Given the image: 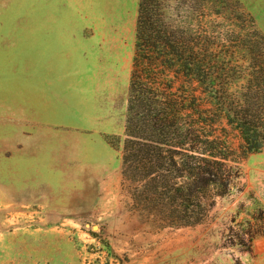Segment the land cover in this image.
<instances>
[{
  "label": "rangeland",
  "instance_id": "374dc122",
  "mask_svg": "<svg viewBox=\"0 0 264 264\" xmlns=\"http://www.w3.org/2000/svg\"><path fill=\"white\" fill-rule=\"evenodd\" d=\"M239 1L264 34V0ZM158 2L189 33L234 29L221 1L231 19L206 15L208 0ZM138 7L0 0V264H264V149L244 153L225 119L240 175L204 222L165 225L132 197L122 154Z\"/></svg>",
  "mask_w": 264,
  "mask_h": 264
},
{
  "label": "trees",
  "instance_id": "16d2710c",
  "mask_svg": "<svg viewBox=\"0 0 264 264\" xmlns=\"http://www.w3.org/2000/svg\"><path fill=\"white\" fill-rule=\"evenodd\" d=\"M218 1L236 16L216 34L177 28L158 0H139L122 174L135 203L168 226L204 222L240 175L222 119L244 153L264 149V34L239 0ZM216 2L206 15L225 19Z\"/></svg>",
  "mask_w": 264,
  "mask_h": 264
},
{
  "label": "crops",
  "instance_id": "0c3cea01",
  "mask_svg": "<svg viewBox=\"0 0 264 264\" xmlns=\"http://www.w3.org/2000/svg\"><path fill=\"white\" fill-rule=\"evenodd\" d=\"M132 67H133V64H132ZM131 72H132V71H131ZM55 97H58V95H57V96L55 95Z\"/></svg>",
  "mask_w": 264,
  "mask_h": 264
},
{
  "label": "water",
  "instance_id": "95a60500",
  "mask_svg": "<svg viewBox=\"0 0 264 264\" xmlns=\"http://www.w3.org/2000/svg\"><path fill=\"white\" fill-rule=\"evenodd\" d=\"M87 226H90V224H87Z\"/></svg>",
  "mask_w": 264,
  "mask_h": 264
}]
</instances>
